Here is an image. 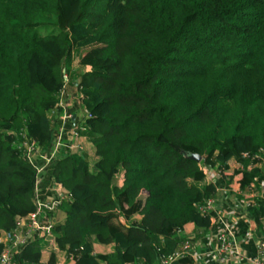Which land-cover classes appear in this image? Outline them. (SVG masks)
Here are the masks:
<instances>
[{
    "label": "trees",
    "instance_id": "obj_1",
    "mask_svg": "<svg viewBox=\"0 0 264 264\" xmlns=\"http://www.w3.org/2000/svg\"><path fill=\"white\" fill-rule=\"evenodd\" d=\"M75 58L83 69L68 85L90 113L77 131L98 157L94 167L83 152L54 161L70 194L55 240L75 264H156L189 223L204 237L212 221L197 204L217 194L209 166L238 162L239 187L261 188L264 0H0V234L37 208L21 133L51 145ZM249 212L263 228L264 206ZM56 259L37 242L16 255Z\"/></svg>",
    "mask_w": 264,
    "mask_h": 264
},
{
    "label": "built area",
    "instance_id": "obj_2",
    "mask_svg": "<svg viewBox=\"0 0 264 264\" xmlns=\"http://www.w3.org/2000/svg\"><path fill=\"white\" fill-rule=\"evenodd\" d=\"M66 85L61 91V102L60 107L65 96L68 94V84L70 83V77L65 73ZM78 95L79 104L81 106L83 100V93L79 91ZM86 116H90L89 111L83 109ZM59 116V115H58ZM58 121V119H57ZM60 130L59 128L55 131ZM54 132V133H55ZM24 137V141L21 144L24 155L36 166L38 170L37 182H36V210L31 213L18 216L17 225L13 230H2L0 234V264H19L16 260V255L20 253L25 247L30 243L37 242L40 246V250L43 254L56 253L57 259L56 264H75L78 256L76 253H67L66 256L59 259V248L55 240L54 228L59 222L57 212L60 210V205L65 199L70 198L69 191L61 184L54 180V185L51 190L54 192L51 197H43L40 194L39 182L42 174H45L47 169L44 165H38L36 160L44 159L46 164H52L55 159L61 156L59 150L63 148V142L54 138L51 147L48 151L43 150L37 141L28 136L26 132L21 133ZM73 137L79 136L77 129L72 132ZM74 143H71L67 149H74ZM76 147V146H75ZM244 156H248V152L244 153ZM261 164L264 166V151L260 154ZM54 159V161H53ZM48 164V166H49ZM212 169H208L210 171ZM207 171V173H208ZM221 173L220 171H215L211 176L210 181L216 184L217 191L219 187L216 183V175ZM208 176V174H207ZM54 179V178H53ZM264 183V182H263ZM254 186V184H252ZM235 209H228L224 207H219L218 202L215 197L204 200L197 204L199 211L203 215H207L211 219V230L209 236L211 248L208 250H203L205 247L204 240L202 238H197L196 235L185 236L180 239L177 248L168 255H161L156 264H175L178 260L191 256L194 260V264H264V238L255 236L254 227L250 226L251 222L256 223L254 217L249 212L250 206H261L253 201H234ZM247 203V204H246ZM245 205L247 211L239 213L237 207ZM251 214V217L247 214ZM246 214V215H245ZM249 223V224H248ZM243 224L248 225L246 229V236L249 237L245 240L244 244H253L256 249V253L251 255L248 249L241 244V240L238 239V235L243 228ZM242 225V228H240ZM257 225V224H256ZM259 227V226H258ZM264 227L261 229L263 234ZM183 231L179 229L177 234ZM180 237V236H179ZM244 240V239H243ZM135 264V263H126ZM141 264V263H138Z\"/></svg>",
    "mask_w": 264,
    "mask_h": 264
},
{
    "label": "crops",
    "instance_id": "obj_3",
    "mask_svg": "<svg viewBox=\"0 0 264 264\" xmlns=\"http://www.w3.org/2000/svg\"><path fill=\"white\" fill-rule=\"evenodd\" d=\"M86 70H90V69L86 68ZM70 86L74 88L73 85H69V87ZM77 91L79 92L80 90L76 87L75 93H77ZM61 106H62L64 113L59 115L58 117L60 130L54 133V138H57L58 140L63 142V148L58 151L60 154L58 156H62L63 154L68 153V152L70 153L77 152V151H74L73 149H67L66 147H69L71 143H74L75 140L72 135V132L73 130L77 129L78 126L82 124V120L84 116V111L81 109L79 100L76 101L73 95L69 94V91H68V94L65 96ZM79 138H80L79 140L83 142L86 147L81 152L86 153L89 156L91 167H94L95 163L98 160V157L96 156V153H95L94 145L87 139L86 136L80 135ZM50 148L52 147L49 146L47 148V151ZM54 159L56 160L57 158H54ZM36 163L38 165L46 166V169H47L46 173L42 174L41 178L39 179L40 182L38 184H39L40 194L43 197H51L54 194V192L51 190L52 186L54 185V180H53L54 162L51 165L48 163L49 164L48 166V164H46V160L38 159L36 160ZM242 168H243L242 165L237 162L235 165H232V167L229 170H227L226 173H218L216 175L215 179L219 187V190L217 191V194H216V199H217L219 207L235 209L234 208L235 200H238V201L243 200V201H247V203L249 201H253L254 203L256 202L259 205L264 206V183L262 184L261 188H255V186H251V188H248L247 190H243L239 187L238 179L241 177V175L237 174L236 171H240ZM207 179L208 181H210V178H208V176H207ZM236 209L239 213H243V214L245 211H247L244 204L237 207ZM57 216H58L59 222L64 221L66 218L65 213L61 209L58 210ZM247 216L251 217V214L249 213L247 214ZM140 217L141 216L137 214L133 218L140 219ZM256 224L257 223L251 222L249 225L251 227L252 226L254 227L255 225L257 229L255 231V236L257 238H261V235L263 236L262 231H261L262 228L258 227ZM247 226L248 225L243 224V228H242V225H240V228L242 229L238 235V239L241 240V244H243V246L245 247L244 249H248L249 253L253 255L256 253L254 242L253 244L251 243V245L248 243L244 244L246 243L245 240H248L249 238L246 236V232L248 231L246 229ZM213 229L214 228L209 229L207 233L205 234V236L202 237V240H204V243H205V247L202 248V251L208 250L213 245L211 244V241H210L211 237L209 236V234L211 233L210 231ZM196 232L197 230L195 228V225L192 223H189L185 226V228L179 234V236L181 239V238H184L185 236L196 235ZM96 246H97L96 251H99V252L101 251L108 252L111 250V245L109 247H106L103 245H96ZM66 255H67L66 251L60 250L59 259L60 258L64 259V256Z\"/></svg>",
    "mask_w": 264,
    "mask_h": 264
},
{
    "label": "rangeland",
    "instance_id": "obj_4",
    "mask_svg": "<svg viewBox=\"0 0 264 264\" xmlns=\"http://www.w3.org/2000/svg\"><path fill=\"white\" fill-rule=\"evenodd\" d=\"M68 68H69V72H68V75H69V77L71 78L72 76H75L76 74H78V73H80L81 72V70L83 69V67H81V65H80V63H79V59L78 58H75V60H73V62H71L70 64H69V66H68ZM86 68H89V69H91V67L90 66H86L85 67V69ZM73 78V77H72ZM68 91H69V94H72L73 95V97L75 98V100L77 101L78 100V95H80V93L77 91V93H78V95H77V93H75L76 92V87L74 86V88L72 87V86H70L69 87V85H68ZM51 114H53V113H51ZM58 117L59 116H57V119H58ZM59 123V122H58ZM80 137V135L79 136H75L74 137V151H77V152H81V151H83L86 147H85V145H84V143L83 142H81L79 139ZM76 146V147H75ZM212 169V167L211 166H209L208 168H207V171H208V169ZM215 171H219L218 169H217V167H215L214 169H212V170H210V171H208V178H210L211 179V176L210 175H212ZM54 180V179H53ZM110 245H108V247H109Z\"/></svg>",
    "mask_w": 264,
    "mask_h": 264
},
{
    "label": "water",
    "instance_id": "obj_5",
    "mask_svg": "<svg viewBox=\"0 0 264 264\" xmlns=\"http://www.w3.org/2000/svg\"><path fill=\"white\" fill-rule=\"evenodd\" d=\"M189 156H190V158L195 159L197 161H201V159H202V156L198 153H191V154H189Z\"/></svg>",
    "mask_w": 264,
    "mask_h": 264
}]
</instances>
